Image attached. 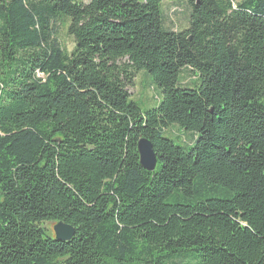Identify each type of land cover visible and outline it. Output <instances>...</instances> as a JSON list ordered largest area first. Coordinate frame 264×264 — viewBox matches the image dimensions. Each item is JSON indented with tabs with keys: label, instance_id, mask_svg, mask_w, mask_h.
Returning <instances> with one entry per match:
<instances>
[{
	"label": "trees",
	"instance_id": "obj_1",
	"mask_svg": "<svg viewBox=\"0 0 264 264\" xmlns=\"http://www.w3.org/2000/svg\"><path fill=\"white\" fill-rule=\"evenodd\" d=\"M184 1L0 0V264H264V0Z\"/></svg>",
	"mask_w": 264,
	"mask_h": 264
},
{
	"label": "rangeland",
	"instance_id": "obj_2",
	"mask_svg": "<svg viewBox=\"0 0 264 264\" xmlns=\"http://www.w3.org/2000/svg\"><path fill=\"white\" fill-rule=\"evenodd\" d=\"M88 2V0H84ZM164 20L167 28L174 32H181L188 28L190 20V8L184 0H164ZM68 25V24H67ZM58 38L61 44L72 51L74 48V39L68 34L67 26H60L58 28ZM195 80V77L185 75L183 80L184 85L190 86ZM131 100L135 102L141 109V111L147 112L159 105V90L152 83L151 77L146 72H140L133 87L129 89ZM167 135L173 138V141L177 144L191 145L196 136L194 134L186 133L178 129V127H172L167 131ZM180 142H178V141ZM57 223H45L43 228L50 236H55L54 227ZM180 264H192L181 261Z\"/></svg>",
	"mask_w": 264,
	"mask_h": 264
},
{
	"label": "water",
	"instance_id": "obj_3",
	"mask_svg": "<svg viewBox=\"0 0 264 264\" xmlns=\"http://www.w3.org/2000/svg\"><path fill=\"white\" fill-rule=\"evenodd\" d=\"M140 165L148 172H153L158 164L152 143L147 139H141L138 145ZM54 233L57 241L70 242L74 235V229L62 222L54 227Z\"/></svg>",
	"mask_w": 264,
	"mask_h": 264
}]
</instances>
